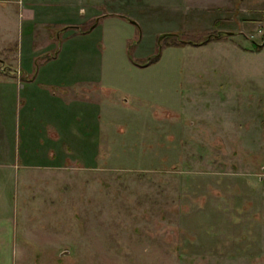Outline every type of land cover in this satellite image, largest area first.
<instances>
[{"label": "rangeland", "instance_id": "374dc122", "mask_svg": "<svg viewBox=\"0 0 264 264\" xmlns=\"http://www.w3.org/2000/svg\"><path fill=\"white\" fill-rule=\"evenodd\" d=\"M28 78L60 143L0 167V264H264V0H0L7 124Z\"/></svg>", "mask_w": 264, "mask_h": 264}, {"label": "crops", "instance_id": "0c3cea01", "mask_svg": "<svg viewBox=\"0 0 264 264\" xmlns=\"http://www.w3.org/2000/svg\"><path fill=\"white\" fill-rule=\"evenodd\" d=\"M31 80L32 79L30 78L22 80L20 84L16 81L17 83L14 89H18V96H16L14 92L11 95L14 109L16 105L17 125H15V116H12V120L9 124L5 123L6 119L1 118L2 112L0 111V167L14 166V164L17 163V166L20 165L21 168L28 167L31 163L30 160L41 158L44 156V151L48 148L53 149L56 144L60 143V138L58 136L61 133L58 129H61V126L57 127L59 121H56V117L59 116L56 115V112L53 111L55 116L54 119L48 118L47 113H49V111H47L45 118L41 117L42 114L36 113V106L39 105L40 101H43V93L46 91L41 87L45 86L47 83L40 81L36 82L37 84H40V86L38 87L35 85L34 87L35 98H33L34 101H32V108H29V102L24 98V96H28V93H20V88L31 83ZM31 85L27 86L25 89L23 88V91H27ZM50 95L51 94L48 93L47 97H50ZM43 119H46L47 121H43ZM20 120H22V128L20 127ZM27 121L30 122L29 125L26 123ZM45 128L48 130V139L39 138V135L42 134L43 131L45 132ZM5 157L8 158L9 163L2 161L6 159ZM16 158H18V160ZM24 159H26V161H24ZM12 244L13 239L11 237L10 239L0 240V246H8Z\"/></svg>", "mask_w": 264, "mask_h": 264}, {"label": "trees", "instance_id": "16d2710c", "mask_svg": "<svg viewBox=\"0 0 264 264\" xmlns=\"http://www.w3.org/2000/svg\"><path fill=\"white\" fill-rule=\"evenodd\" d=\"M212 37L218 38L220 36L217 35V34H215V35H212ZM162 38H173V39H175L176 38V34H163ZM209 39H210V37L209 36H206L200 42L201 43H206V42L209 41ZM186 42L192 44V42H190L189 40H187ZM253 49H257V47L256 46H253ZM158 55H159V53L158 54L155 53V54L149 56V58L146 59V63H149L150 64V63L154 62L157 59Z\"/></svg>", "mask_w": 264, "mask_h": 264}]
</instances>
